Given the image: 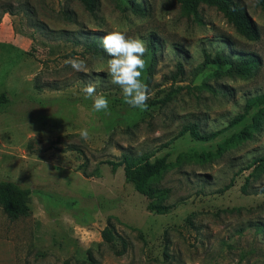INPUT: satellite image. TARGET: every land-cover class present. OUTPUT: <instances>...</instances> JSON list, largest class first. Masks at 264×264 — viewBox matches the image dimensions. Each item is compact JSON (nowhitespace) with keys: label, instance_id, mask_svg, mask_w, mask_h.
I'll use <instances>...</instances> for the list:
<instances>
[{"label":"rangeland","instance_id":"374dc122","mask_svg":"<svg viewBox=\"0 0 264 264\" xmlns=\"http://www.w3.org/2000/svg\"><path fill=\"white\" fill-rule=\"evenodd\" d=\"M136 1L144 17L120 11L125 0H97L94 14L78 0H0V94L7 97L0 105V182L29 189L32 204L31 214L16 220L0 208V264H264V172L252 174L251 165L264 152V128L220 157L198 156L214 153L255 110L212 141L185 134L163 147L188 123L202 132L225 128L247 97L264 91V10L237 0L259 31L248 41L209 3ZM43 27L82 36L119 30L140 39L149 98L172 94L171 101L131 108L100 71L108 59L50 42ZM150 35L160 44L152 68ZM202 50L253 54L260 65L249 78L215 76L222 66L195 74ZM70 57L84 59L86 72L65 65ZM179 65L183 73L174 80ZM89 83L108 99L109 114L92 111L82 91ZM124 151L151 160L169 154L166 170L150 182L168 190L169 213L147 211L148 200L123 169L104 164ZM108 221L128 242L122 256L100 237Z\"/></svg>","mask_w":264,"mask_h":264},{"label":"trees","instance_id":"16d2710c","mask_svg":"<svg viewBox=\"0 0 264 264\" xmlns=\"http://www.w3.org/2000/svg\"><path fill=\"white\" fill-rule=\"evenodd\" d=\"M84 10L89 14H94L97 10V0H78ZM203 1L212 5L219 13L222 14L226 22L231 25L237 34L244 37L248 41H257L259 39V31L255 22L250 18L245 7L237 0H186V4L195 8L198 2ZM256 5L264 10V0H255ZM126 5L118 4V9L122 12H130L135 16L144 17L147 13L146 8L136 0H125ZM9 13L8 10H3ZM66 19L71 20L69 14ZM43 31L48 35L46 37L50 42L70 43L74 48L80 47L82 54L90 55L100 59H109L107 54L101 47V40L106 34L97 33L91 36H82V33L75 31H50L45 27ZM51 36V37H50ZM147 47L154 56V61L150 64V68L155 65L156 51L160 49V44L156 37L150 35L147 39ZM203 60L196 67L195 74L200 73L204 69L211 66H222L225 71H216L215 76L222 77H251L260 65L257 56L247 53H225L224 50H215L214 54L202 50ZM77 51L72 50L71 55H76ZM183 73L182 67L179 65L177 75ZM172 94H167L164 98H149L147 103L149 106L165 105L171 101ZM7 102L4 92L0 94V105ZM250 122L244 126L239 132L231 135L223 143L218 145L214 153L198 155L199 157H220L225 151L234 145H238L252 138L254 133H259L264 128V91L256 95L247 97L241 108V112L234 116L225 128L212 131L202 132L197 123H188L175 135L165 146L176 141L178 138L188 134L193 140L201 142H209L222 135L228 128H231L241 122L253 111ZM169 154L156 157L151 160L149 155L143 154L136 156L131 152L124 151L117 162L106 161L112 172H116L119 168L123 169L124 179L127 183L133 185L136 192L143 195L147 200V211L157 215H165L169 213L174 206L166 205L165 199L168 193L167 189H160L150 185V182L157 178L168 167ZM253 173L264 172V152L261 156L252 161ZM31 192L29 189L21 188L11 181L0 182V208L2 212L11 220L28 217L32 212ZM103 243L107 244L115 256H122L128 249L127 240L118 234L108 221L107 225L100 232Z\"/></svg>","mask_w":264,"mask_h":264},{"label":"clouds","instance_id":"9594fccd","mask_svg":"<svg viewBox=\"0 0 264 264\" xmlns=\"http://www.w3.org/2000/svg\"><path fill=\"white\" fill-rule=\"evenodd\" d=\"M101 47L109 59L100 69L110 77V82L121 90L124 102L131 108L146 110L149 99L148 86L142 81L145 60L142 59L147 49L143 41L129 37L126 32L109 31L101 40ZM75 72H86L87 63L79 57H70L64 61ZM85 98L92 100L93 112L109 114V101L102 94L96 93V88L89 83L82 89ZM80 138L90 139L87 129H81Z\"/></svg>","mask_w":264,"mask_h":264}]
</instances>
